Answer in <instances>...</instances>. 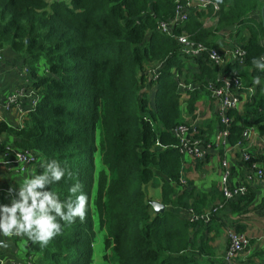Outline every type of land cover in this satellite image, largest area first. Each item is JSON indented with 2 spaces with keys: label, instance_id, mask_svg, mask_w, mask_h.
<instances>
[{
  "label": "trees",
  "instance_id": "obj_1",
  "mask_svg": "<svg viewBox=\"0 0 264 264\" xmlns=\"http://www.w3.org/2000/svg\"><path fill=\"white\" fill-rule=\"evenodd\" d=\"M177 1L0 0V51L23 57L39 95L30 126L15 130L1 125L0 135L15 136L14 150L38 158L32 174H41L45 161H60L73 178L46 190L63 200L78 181L90 205L85 219L64 225L47 248L29 243L32 264H92L95 217L106 236L104 264L199 262L189 238L199 222H210L181 216L182 209L204 215L198 208L206 206V199L195 201L183 186L184 160L189 159L179 153L173 132L186 124L184 115L194 112L195 101L182 110L180 75L201 88L234 73L249 88L260 75L261 85L241 111L229 113V141L234 146L246 126L264 137V73L251 64L264 57V0H221L217 12L212 5L191 9L187 21L175 27V36L184 32L219 52L211 42L215 32L236 25L247 29L243 64L222 67L203 57H186L175 39L158 31L160 23L174 17ZM206 19H214L215 27L204 28ZM197 137L210 142L200 133ZM99 151L105 165L98 171ZM155 181L160 203L169 208L162 215H154L146 193ZM253 199L249 190L236 202ZM0 204H5L1 196ZM228 205L238 212L235 203Z\"/></svg>",
  "mask_w": 264,
  "mask_h": 264
},
{
  "label": "crops",
  "instance_id": "obj_2",
  "mask_svg": "<svg viewBox=\"0 0 264 264\" xmlns=\"http://www.w3.org/2000/svg\"><path fill=\"white\" fill-rule=\"evenodd\" d=\"M215 24L216 22L214 19H206L204 21V28H213ZM248 35L249 32L247 29H239L236 25L226 31L215 32L211 42L214 44L215 48H218L224 55L226 62L233 64L234 58L232 56V51L236 48H241L249 38ZM225 37L228 38L227 41H224ZM1 52L0 126L6 125L8 128L15 130L27 129L30 126L29 115L33 112L39 100V95L37 91L33 89L32 78L23 62V57L7 50ZM44 66V62L39 63L38 67L40 74H43ZM182 76L180 75L181 95L186 94L189 96L187 99L188 102L195 101V105L193 106L194 112L187 116L184 115L185 121L188 119H195L197 123L192 125L199 130L198 133H200L201 137L205 138V140H210L214 135L212 134V128H214V131L218 128V118L215 108H208V102H210L209 94L205 87L201 88L194 84L191 78L186 79L184 78L185 75ZM187 86L194 87L195 90L188 91L186 89ZM12 100H15L16 104H10ZM214 120L216 121L215 123H213ZM16 141L17 138L15 136L1 134L0 150L3 148L4 151L8 148L16 149L14 147ZM263 142L264 137L259 135L250 148L251 153L256 158L255 160H258V158L261 157V152L264 151ZM223 156V150L219 148L205 160H184L182 180L185 181V184L187 183V193L193 194L192 198L195 201H198V196L205 197L206 199V206L204 208H202L203 204L200 203V208H198L199 213H204V211L216 203H223V198L218 187L219 180L215 177V171L217 169L219 170L218 162ZM235 157V154L231 155L232 159ZM1 158L2 153L0 152V159ZM34 165L29 167L25 174H18L8 169H0V196L4 198L5 204H8L10 199L15 195V193L9 194V188H15L18 191V186L23 182V179L27 175L32 174ZM261 183L262 182L259 184L253 183L252 186H250L249 190L254 196L260 194L259 185H261ZM194 200H191V202ZM156 203H160V200ZM233 203H238V201ZM228 204L229 203L223 205L218 212V216L214 219L212 218L209 225L199 222L195 226V230L191 233L189 238V243L193 245V250L196 254L194 259L199 261L197 264H220L219 258L227 249L226 230L227 227L230 226L238 233L246 235L251 246V248L249 246L248 250L239 256L237 264H264V246L263 243H260L264 241V215L262 211L243 215L240 214V208H238V212H240L237 213V211H233L230 207L231 205ZM167 210H169V208L165 207V211ZM177 213L179 214V211H177ZM154 215L156 214L154 213ZM262 224V230H260L259 227H261ZM260 232L263 234L262 237H260L262 235L259 234ZM4 240L13 243L15 246L14 252L11 250L0 251V260H2L4 264L33 263V256L29 254L28 249L30 242L26 240L22 241L20 238L10 240L5 237ZM254 244L257 253H254V249H252ZM260 245L261 247L263 246L262 249ZM252 251L253 254H251Z\"/></svg>",
  "mask_w": 264,
  "mask_h": 264
},
{
  "label": "built area",
  "instance_id": "obj_3",
  "mask_svg": "<svg viewBox=\"0 0 264 264\" xmlns=\"http://www.w3.org/2000/svg\"><path fill=\"white\" fill-rule=\"evenodd\" d=\"M212 5L215 12L218 6H214L211 0H178L175 8L174 17L164 23H160L158 31L172 39H175L186 57L199 58L203 57L208 63L215 67L226 65L224 55L217 49L210 48L204 44L195 43L184 32L179 36H175L173 31L175 27L187 21L191 9L206 10ZM242 48H236L232 51L234 63L242 65L244 61ZM2 52L0 51V60ZM250 88V87H249ZM244 86L237 74L232 77L217 78L215 82H208L205 86L209 94L210 101L215 104V110L218 118V128L214 133V137L210 142H205L198 138V130L195 126L188 124L178 127L174 132V136L178 139V151L184 159L192 161H202L214 154L217 149L223 150V157L218 162L219 165V191L223 198V203L214 206L211 211H205L204 215L197 217L191 210L181 211V216H188L190 222H196L198 219L209 223L211 219L219 212L224 204L235 202L239 197L245 196L249 192L253 183H260L264 178V151L258 160L250 151L254 141L259 137L258 131L253 126H246L241 138L234 146L230 145V126L232 118L229 113L231 111L238 112L241 104H244L254 93L248 92L249 89ZM188 91H194L195 88L187 86ZM186 94L181 95V108L187 110ZM10 104H16L12 100ZM264 144V142H263ZM235 154L234 159L231 155ZM0 169L12 170L18 174H25L27 169L33 166L38 158L29 152H21L8 148L0 159ZM209 212V213H208ZM264 215V211H263ZM264 217V216H263ZM264 223V220H263ZM227 249L219 258L220 264H237V259L249 247L247 237L238 233L233 227L228 226L226 230Z\"/></svg>",
  "mask_w": 264,
  "mask_h": 264
},
{
  "label": "clouds",
  "instance_id": "obj_4",
  "mask_svg": "<svg viewBox=\"0 0 264 264\" xmlns=\"http://www.w3.org/2000/svg\"><path fill=\"white\" fill-rule=\"evenodd\" d=\"M220 2L217 0L214 6ZM251 64L253 70L264 73V57L254 58ZM261 83L260 75L253 77V86L248 92L254 93ZM40 167L42 173L27 175L18 191L9 188V194L15 195L8 204H0V235L10 240L20 238L44 249L60 235L64 225L74 224L77 218L83 221L90 205L89 197L78 181L68 188V195L63 200L56 192L46 190L73 178V173L60 161H45ZM0 264L4 262L0 260Z\"/></svg>",
  "mask_w": 264,
  "mask_h": 264
},
{
  "label": "rangeland",
  "instance_id": "obj_5",
  "mask_svg": "<svg viewBox=\"0 0 264 264\" xmlns=\"http://www.w3.org/2000/svg\"><path fill=\"white\" fill-rule=\"evenodd\" d=\"M213 4H215V3H213ZM257 18H258V15H257ZM227 40H228V38L225 37L224 38V41H227ZM150 71L151 70L148 69L147 70V73H150ZM241 83H243V82H241ZM150 99H152V94L150 96ZM215 107H216L215 104H213L211 101L208 102V108L209 109H212V108H215ZM241 107H242V104L240 106V110L239 111H241ZM186 111H188V109ZM215 122L216 121L214 120L213 123H215ZM195 123H197V121L195 119H188L186 121V124H189V125L195 124ZM214 132H215L214 131V128H212V134H214ZM213 136H212V138H210L209 141H211L213 139ZM99 150H102V147H99ZM104 159H105L104 158V154H102V152L99 151L97 153V155H96V163H97V169L98 170L101 167H104V165H105ZM215 173H216L215 174V177H217L218 180H219V170L217 169L215 171ZM14 180H16V179H14ZM186 185H187V183L185 185H183V186H186ZM218 187H219V182H218ZM259 187H260L259 188L260 194L254 196V199L252 201H250V202H242L241 204L235 203L240 208V211H241L240 214H243V215L244 214H250V213L253 214V213L259 212V211H262V214H263V211H264V178H263V181H262L261 185H259ZM122 192H123L122 190H120L118 192L119 198L122 197ZM146 193L148 194V197H149V201L150 202H153V201L158 202V200H160V191H159V187H158V182L155 181L153 187L146 188ZM215 205L218 206L219 203H216ZM239 212H237V213H239ZM218 214L219 213H217L213 217V219L215 217H217ZM182 217L184 219H187L188 218V216H182ZM262 226H263V224L261 225V227H259L260 230H262ZM261 232L259 234H262ZM93 234H94V243H93V254H92L93 261H92V264H104L105 263L104 255L108 252V250L106 251V249H105V239H106V236H105V232L103 230L101 231V229L99 228L96 217L94 218ZM262 236H263V234L260 237H262ZM260 243H263V246H264V241H261ZM249 246H250V243H249ZM262 247L260 245V248L261 249H262ZM248 248L244 251V253L248 250ZM250 248H251V246H250ZM252 249H254V253H257V250H255V244H254V246H252ZM251 254H253V251L251 252Z\"/></svg>",
  "mask_w": 264,
  "mask_h": 264
},
{
  "label": "water",
  "instance_id": "obj_6",
  "mask_svg": "<svg viewBox=\"0 0 264 264\" xmlns=\"http://www.w3.org/2000/svg\"><path fill=\"white\" fill-rule=\"evenodd\" d=\"M262 15H263V10H262ZM263 26H264V21H263ZM28 42V41H26ZM151 207L156 215L163 214L165 211V207L161 205L160 203L156 202H151ZM15 251V246L13 243L7 242L4 240L3 236L0 235V251Z\"/></svg>",
  "mask_w": 264,
  "mask_h": 264
}]
</instances>
